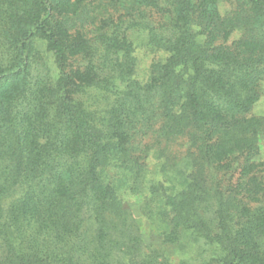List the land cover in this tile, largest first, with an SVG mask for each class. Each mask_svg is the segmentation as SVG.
<instances>
[{
	"label": "trees",
	"instance_id": "obj_1",
	"mask_svg": "<svg viewBox=\"0 0 264 264\" xmlns=\"http://www.w3.org/2000/svg\"><path fill=\"white\" fill-rule=\"evenodd\" d=\"M263 96L264 0H0V264H264Z\"/></svg>",
	"mask_w": 264,
	"mask_h": 264
},
{
	"label": "rangeland",
	"instance_id": "obj_2",
	"mask_svg": "<svg viewBox=\"0 0 264 264\" xmlns=\"http://www.w3.org/2000/svg\"><path fill=\"white\" fill-rule=\"evenodd\" d=\"M137 54L139 56L138 75L140 77H143L145 73H147V68L150 64L152 56L144 55L143 50H137ZM254 112L256 114L264 115V96L262 97L261 101L256 105ZM125 200L127 204L130 205L131 208L135 211L136 215L142 217V213L139 209V206L141 204V198L133 194L126 193ZM143 223H144V227H143L144 236L147 242L158 243L160 240L159 233L156 230H154L152 227H150V225L147 223L145 219L143 220ZM179 255L178 256L176 255L175 258L178 259Z\"/></svg>",
	"mask_w": 264,
	"mask_h": 264
}]
</instances>
